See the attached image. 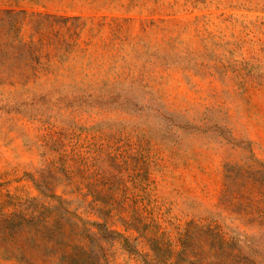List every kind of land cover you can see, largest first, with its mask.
Here are the masks:
<instances>
[{
    "label": "rangeland",
    "instance_id": "374dc122",
    "mask_svg": "<svg viewBox=\"0 0 264 264\" xmlns=\"http://www.w3.org/2000/svg\"><path fill=\"white\" fill-rule=\"evenodd\" d=\"M0 264H264V0H0Z\"/></svg>",
    "mask_w": 264,
    "mask_h": 264
}]
</instances>
